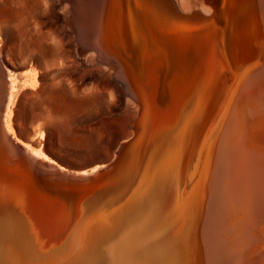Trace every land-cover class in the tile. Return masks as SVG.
<instances>
[{"label": "bare ground", "instance_id": "obj_1", "mask_svg": "<svg viewBox=\"0 0 264 264\" xmlns=\"http://www.w3.org/2000/svg\"><path fill=\"white\" fill-rule=\"evenodd\" d=\"M43 1L21 75L0 32V264H264V0ZM42 64L52 102L102 84L137 102L109 163L66 168L18 136L8 101Z\"/></svg>", "mask_w": 264, "mask_h": 264}, {"label": "rangeland", "instance_id": "obj_2", "mask_svg": "<svg viewBox=\"0 0 264 264\" xmlns=\"http://www.w3.org/2000/svg\"><path fill=\"white\" fill-rule=\"evenodd\" d=\"M11 1L0 3V32L4 46L1 57L9 68L21 75L23 70L31 68L28 66L30 59L25 60V55L33 45V29L42 18V21L46 19L49 9L43 0H24L27 9L16 13L10 7L8 9ZM70 57L67 65L71 68L66 67L70 69L66 70L67 77L73 72L76 76L79 71L76 65H72L71 62H75ZM12 62L25 65L16 67ZM42 67L44 69L45 65L42 64ZM54 71L44 69L40 74L42 85L36 92L23 84L22 77L15 82L8 111H13L18 136L36 149H43L66 168L87 170L109 163L121 142L133 133L132 128L138 118L137 102L130 103L126 99L123 102L119 96L114 99L112 96L117 95L116 90L105 84H102L104 90L93 98H86L87 93L82 92V86L68 94L75 98V102L69 98L52 102L54 93L50 83L56 79L50 77V72ZM106 90H112L114 94L110 95V91Z\"/></svg>", "mask_w": 264, "mask_h": 264}, {"label": "snow or ice", "instance_id": "obj_3", "mask_svg": "<svg viewBox=\"0 0 264 264\" xmlns=\"http://www.w3.org/2000/svg\"><path fill=\"white\" fill-rule=\"evenodd\" d=\"M135 211H136V210H135L134 208H133V209H129V210H128V213L126 214V216H122V217L119 218V222H120V223H125L127 217H128V216H131V215H134V214H135ZM117 235H118V233H117ZM112 239H113V240L116 239V236H113ZM99 251H103V248H100Z\"/></svg>", "mask_w": 264, "mask_h": 264}]
</instances>
